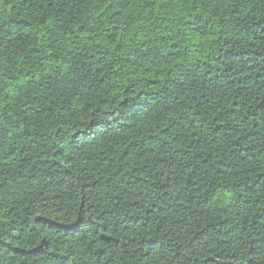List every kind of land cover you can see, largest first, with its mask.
Instances as JSON below:
<instances>
[{"label": "trees", "instance_id": "16d2710c", "mask_svg": "<svg viewBox=\"0 0 264 264\" xmlns=\"http://www.w3.org/2000/svg\"><path fill=\"white\" fill-rule=\"evenodd\" d=\"M0 264H264V0H0Z\"/></svg>", "mask_w": 264, "mask_h": 264}]
</instances>
